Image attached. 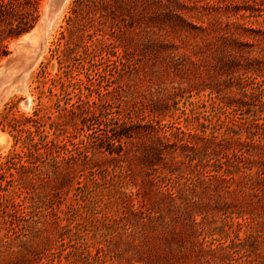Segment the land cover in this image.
Here are the masks:
<instances>
[{"label":"rangeland","instance_id":"374dc122","mask_svg":"<svg viewBox=\"0 0 264 264\" xmlns=\"http://www.w3.org/2000/svg\"><path fill=\"white\" fill-rule=\"evenodd\" d=\"M44 2L0 5V162L13 118L74 158L0 179V264H264V0H67L23 75Z\"/></svg>","mask_w":264,"mask_h":264},{"label":"trees","instance_id":"16d2710c","mask_svg":"<svg viewBox=\"0 0 264 264\" xmlns=\"http://www.w3.org/2000/svg\"><path fill=\"white\" fill-rule=\"evenodd\" d=\"M16 1L17 0H0V5L4 2H9L10 5H12L15 4ZM21 2L27 3V6L29 7H35L38 0H21ZM24 30L25 29H18L17 31L10 33L8 37L12 38L19 35ZM9 38L5 36L0 39V58L7 53L5 41ZM33 114L37 116L36 111H34ZM27 120H31L35 124H38V118L36 117H28ZM22 125V123H18L16 118L9 121L10 128L15 131V137L20 144V149L13 150L11 153L6 155L2 162H0V179L5 178V174H7L10 178L9 180H6L7 185L8 183L13 182V170L15 172H18L20 169L25 170L29 172L31 179H35L41 166L48 163L56 164L61 161L66 162L74 158L72 149L67 148L65 144H59L55 137L49 138L48 135L40 129V124L35 126L33 131L34 133L27 128H23ZM17 188L20 189V186ZM18 195H21V190ZM18 205H20V203ZM16 207V203H8L7 200L0 199V214L1 216H4V219L11 213L15 214V212H17Z\"/></svg>","mask_w":264,"mask_h":264},{"label":"bare ground","instance_id":"6f19581e","mask_svg":"<svg viewBox=\"0 0 264 264\" xmlns=\"http://www.w3.org/2000/svg\"><path fill=\"white\" fill-rule=\"evenodd\" d=\"M65 1H67V0H56V1H53L52 2V4L46 9V15H44L43 17H44V19H43V17H42V24L40 25V23H38L37 25L38 26H35V28L31 31V33H29V34H25V35H23L22 37H20L19 39H17L16 41H12L11 42V45H12V48H17V49H19V50H21L22 48V46L24 45V44H26V43H29V41L30 40H33V37H34V41H35V43L33 44H31V47H33V49H34V54L33 55H31V56H29L30 57V60L28 61V62H25V64H24V66H23V68H22V70H20L19 68V70L21 71V72H19V70H18V72L20 73V74H23V75H25L26 73H27V71H25L24 70V68L27 66V65H29L30 63L33 65V63L36 61L35 59H36V57L38 56V53H40V51H41V49H42V42H43V39H44V36L46 35V33H47V30L50 28V26H51V24H52V22L53 21H55L54 19L56 18V16H57V14L59 13V11H60V9L63 7V5L65 4ZM46 0H45V2H44V4H43V10H45V8L44 7H46ZM41 40V41H40ZM40 43H39V42ZM36 44V45H35ZM10 45V46H11ZM39 46V50L40 51H38V49H37V47ZM15 50V49H14ZM23 50H24V48H23ZM25 52H27V51H25ZM24 52V53H25ZM30 52V51H29ZM29 52H27V53H29ZM14 53H15V51H14ZM13 54V53H12ZM17 54V53H16ZM14 55V54H13ZM12 55V57H14ZM29 55V54H28ZM40 55V54H39ZM17 56V55H16ZM7 58H10V57H7ZM6 58V59H7ZM17 58V57H16ZM6 59H4L2 62H0V71L2 70L3 71V69L5 68V66H4V62H5V60ZM11 59V58H10ZM11 61V60H10ZM15 64V63H14ZM13 64V65H14ZM10 66V65H9ZM14 67V66H13ZM16 67V66H15ZM14 67V68H15ZM16 69V68H15ZM15 71V70H14ZM5 72V71H4ZM17 72V73H18ZM16 73V72H15ZM10 74V73H9ZM20 74H19V77L21 78L22 76H20ZM7 75H8V73H7ZM2 77V76H1ZM0 77V78H1ZM24 77V76H23ZM12 78V77H11ZM3 79V78H2ZM8 79V78H7ZM7 79H3L4 80V82L6 83V80ZM19 79V78H18ZM1 80V79H0ZM3 80H2V82H3ZM1 81H0V83H2ZM15 82H17V80L15 81ZM13 83H14V80H13V82H12V84L11 85H13ZM15 84V83H14ZM9 85V84H8ZM19 86V85H18ZM9 87V86H8ZM7 87V90L9 89ZM21 87V86H20ZM11 88V87H10ZM16 88H17V86H16ZM18 89H20L19 87H18ZM5 90H6V88H5ZM4 90V91H5ZM6 90V93L8 92ZM11 91V90H10ZM4 93V95L6 94L5 92H3ZM9 93V92H8ZM4 95H2V97L4 96ZM26 99H28L29 100V97L28 98H26ZM30 101V100H29Z\"/></svg>","mask_w":264,"mask_h":264},{"label":"water","instance_id":"95a60500","mask_svg":"<svg viewBox=\"0 0 264 264\" xmlns=\"http://www.w3.org/2000/svg\"><path fill=\"white\" fill-rule=\"evenodd\" d=\"M53 1H56V0H46V3H45L46 6H47L46 8H48V7L52 4ZM44 8H45V7H44ZM44 15H46V10H42V14H41L40 19H39V22H38V23H40V25L42 24V21H41V20H42V17H43ZM38 56H39V53H38ZM38 56L36 57L35 60H37ZM6 58H7V57H6ZM13 61H14V58H12L11 61H10V58H7L3 64H4L5 67H7V66H8L10 63H12ZM31 67H32V65H31V63H30L29 65H27V66L24 68V70H25V71H29V70L31 69ZM21 106H22L23 108H27V107L29 106V100L25 98V99L22 101Z\"/></svg>","mask_w":264,"mask_h":264}]
</instances>
